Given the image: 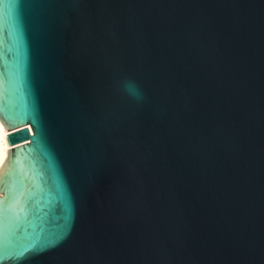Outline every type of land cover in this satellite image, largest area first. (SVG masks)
Instances as JSON below:
<instances>
[{
    "label": "water",
    "instance_id": "water-1",
    "mask_svg": "<svg viewBox=\"0 0 264 264\" xmlns=\"http://www.w3.org/2000/svg\"><path fill=\"white\" fill-rule=\"evenodd\" d=\"M0 122V264H264V0H0Z\"/></svg>",
    "mask_w": 264,
    "mask_h": 264
},
{
    "label": "bare ground",
    "instance_id": "bare-ground-1",
    "mask_svg": "<svg viewBox=\"0 0 264 264\" xmlns=\"http://www.w3.org/2000/svg\"><path fill=\"white\" fill-rule=\"evenodd\" d=\"M9 132L10 131L6 129L3 126V124L0 122V166L2 165L3 161L5 160L7 156L6 150L12 147L6 141V134Z\"/></svg>",
    "mask_w": 264,
    "mask_h": 264
}]
</instances>
